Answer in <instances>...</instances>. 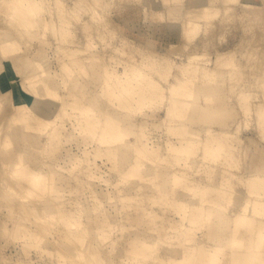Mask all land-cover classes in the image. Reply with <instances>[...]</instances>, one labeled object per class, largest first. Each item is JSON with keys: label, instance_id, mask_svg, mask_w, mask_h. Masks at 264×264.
I'll return each instance as SVG.
<instances>
[{"label": "clouds", "instance_id": "clouds-1", "mask_svg": "<svg viewBox=\"0 0 264 264\" xmlns=\"http://www.w3.org/2000/svg\"><path fill=\"white\" fill-rule=\"evenodd\" d=\"M0 264H264V0H0Z\"/></svg>", "mask_w": 264, "mask_h": 264}, {"label": "rangeland", "instance_id": "rangeland-1", "mask_svg": "<svg viewBox=\"0 0 264 264\" xmlns=\"http://www.w3.org/2000/svg\"><path fill=\"white\" fill-rule=\"evenodd\" d=\"M9 75H11V73L9 72Z\"/></svg>", "mask_w": 264, "mask_h": 264}]
</instances>
